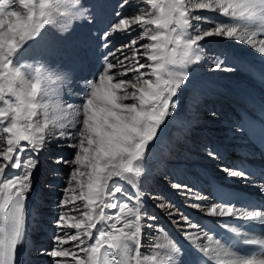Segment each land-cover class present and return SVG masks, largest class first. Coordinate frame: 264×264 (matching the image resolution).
<instances>
[{"label": "snow or ice", "instance_id": "6c2138e0", "mask_svg": "<svg viewBox=\"0 0 264 264\" xmlns=\"http://www.w3.org/2000/svg\"><path fill=\"white\" fill-rule=\"evenodd\" d=\"M14 4L23 11L11 10ZM146 4L155 14L138 8L103 32L102 46L110 49L105 54L108 62L98 79L87 85L82 103L74 106L62 103L59 89L51 86L59 75L22 70L25 66L14 65V57L45 26L57 21L67 26L77 19L79 0H0V264L16 262L17 247L24 240L32 172L56 129L59 142L76 151L71 161L57 160L73 166L61 201L72 207L59 215L54 247L46 253L53 264H63L55 258H71L72 264H160L159 253L141 252L142 228L151 227L141 223L143 193L130 194L122 182L134 183L142 175L148 145L176 107L173 98L188 79L185 69L198 58L199 42L213 36L233 39L264 54V0H146ZM194 10L226 20L212 21ZM117 32L137 35L112 49L110 36ZM258 35L262 38L257 40ZM141 40L147 42L137 47ZM215 67L221 65L217 62ZM130 72L131 78H123ZM225 171L255 183L243 169ZM259 187L264 192V184ZM106 209L115 211L106 215ZM209 214L255 222L264 229V210L235 211L217 205ZM145 219L154 217L145 213ZM181 220L196 228L182 214ZM186 239L191 242L188 248L173 242H150L148 247L165 250L164 264H264V238L237 233L235 244L255 246L249 255L237 254L235 244L226 247L207 233L203 239L208 243H198L200 235L191 231ZM66 244L71 246L63 247Z\"/></svg>", "mask_w": 264, "mask_h": 264}, {"label": "bare ground", "instance_id": "6f19581e", "mask_svg": "<svg viewBox=\"0 0 264 264\" xmlns=\"http://www.w3.org/2000/svg\"><path fill=\"white\" fill-rule=\"evenodd\" d=\"M21 7L18 4H14L11 10L23 11ZM77 7L79 9L77 19H73L67 26H64L59 21L45 26L41 30V35L25 43L14 57V65L25 66L22 70L34 72L39 69L42 73L48 72L59 75L61 79L51 86L59 89V99L62 103H70L74 106L82 103L87 85L89 82L98 79L99 75L104 71L105 64L108 62L105 60V54L110 49L102 46L103 40L101 37L103 32L120 17H130L137 13L138 8L142 12L147 11L155 14V10L146 4V0H143V2L142 0H127V3H124V0H79ZM194 11L197 15L208 17L212 21L226 20L221 15L210 11ZM203 26L210 27V24H204ZM136 35L137 32H132L131 34L117 32L110 36V48H119ZM260 38H262L260 35L256 37L257 40ZM144 42L147 41H138L137 47ZM199 43L202 47H199L198 58L185 69L188 72V79L181 89L178 90L177 96L173 98L177 101L176 107L172 110L171 115L166 118L164 124L161 125V131L158 132L156 139L148 145V150L142 161L143 173L140 176V183L138 180L130 184L122 182L130 194L143 193L141 223L142 225L147 223L151 227L142 228V255L159 253L156 259L159 262H163V264L165 250L148 247L150 242L152 244L167 243L168 239L163 235L167 231L164 232L163 229L157 227L158 223H161L162 226L166 225L169 235L179 246L182 239L187 240L186 232L189 231L200 235L201 240L198 243H208L203 239L205 231L200 225L201 220L221 217L209 214L210 209L217 206L209 196H196L197 200L194 197L195 201H189L191 199L186 194L185 188H172L174 185L171 187V185L168 186L167 184L165 188V185L161 183L166 179L158 177L163 174L162 172L168 171L172 174L171 177L174 180L189 182L195 185L196 188L201 187L204 191L206 173L210 174L212 171H205L206 167H204L205 164L202 162L207 157V152L202 149L204 144H196L198 146L196 148L199 151L193 149V145L196 142L193 141L190 129L193 128L194 131L199 133L203 128L206 130L203 133L204 135L209 136L212 134L213 141L211 142V139H209L208 142L212 146L211 151L215 148L213 156L216 155V150L219 147L228 153V159L237 156L236 151L238 149H243L248 157L251 158H257L258 155V152L249 143L241 127L238 107L246 105L256 108L260 101H264V54L258 53L250 45H246L243 42L222 37H209ZM105 50L107 51L104 52ZM141 62H144L143 59ZM217 62L221 65L219 69L215 67ZM141 71H147V69H141ZM133 75L134 73L130 72L123 78L128 79ZM239 86L244 93L249 92L252 95L248 94L249 97H247L240 91ZM43 87L48 88L49 85L45 83ZM216 101H219L216 104L218 107L223 106L230 127L222 128L217 125L220 120L209 121L207 117H203L210 109L209 103ZM125 102L131 103L132 101ZM186 120L188 123H186ZM224 124L227 125V123ZM59 131V129L54 130L53 138L50 142H47L46 148L37 156L39 163L32 172L31 190L27 194L25 201V234L24 240L19 245L17 264H23V262L39 264V262H42L41 258L47 254L44 251L35 249L40 244L37 241L41 236L38 233V229H42L45 232H47L46 230L50 231L52 235L50 240L53 242L51 245L52 249L58 229L57 224L51 230L49 227L47 229L46 226H41V223L48 222L53 218L58 220L59 215L63 211L72 207V205L65 207L61 204V201L65 198L66 191L62 192V195L59 194L58 197L60 199L57 204H43L38 188V185L41 184L39 181L43 173L48 174L49 172H51L52 180L60 183L64 181L66 189L69 187V174L73 166L66 163H57L59 156L57 157L56 155L61 154V149L73 151L72 153L76 150L68 147L65 143L59 142L61 139ZM217 131L221 132L216 133ZM231 154H235L234 157ZM45 155H47L46 158L44 157ZM61 157L63 158V156ZM48 158L50 163L55 164L54 169H51L48 164L43 162L44 159ZM218 159L220 158L217 157ZM66 160L71 161V156ZM178 166L179 168L176 169ZM215 174L223 182L230 183V185L253 188L257 193L264 195V192H261L259 187L262 183L256 180L255 183H245L240 177L236 180L228 174L220 175L219 172H215ZM63 177H66V179H63ZM0 179L3 178L0 177ZM249 180L251 181L252 179L249 178ZM163 198L173 201V205ZM76 203L79 204L81 202L76 201ZM161 203L164 204V207L160 206ZM48 205L49 207H47ZM45 208L47 209L44 210ZM234 210L240 211L239 209ZM113 211L115 210L106 209L105 214L107 215ZM190 211L193 213H190ZM169 212L174 214L169 215ZM185 212L191 214L188 219L192 224L196 225L195 229L190 228L188 224L181 220V214L184 216ZM145 213L147 217H154V219H145ZM147 213H150V215ZM194 213L197 214V219H193L192 214ZM68 222L71 223L72 221ZM97 227L99 228L100 225L98 224ZM64 231L71 234L75 230L64 229ZM60 234L62 235L63 233L61 232ZM93 235L95 236V230H93ZM261 237L263 238L264 235ZM213 241H215L214 238ZM70 246V244L63 245L65 248ZM81 255L83 254L81 253ZM49 259L52 262L51 264H53V258L50 257ZM55 259L62 261L63 264H72L71 258Z\"/></svg>", "mask_w": 264, "mask_h": 264}, {"label": "rangeland", "instance_id": "374dc122", "mask_svg": "<svg viewBox=\"0 0 264 264\" xmlns=\"http://www.w3.org/2000/svg\"><path fill=\"white\" fill-rule=\"evenodd\" d=\"M158 2H163V0H158ZM21 7V6H20ZM22 8V7H21ZM23 9V8H22ZM118 17V16H117ZM107 50H105L104 52H106ZM239 89H240V91H242L243 92V89L239 86ZM244 93V92H243ZM247 97H249L248 96V94L249 95H252L251 93H249V92H247V93H244ZM220 101V100H219ZM219 101H216V102H212L211 104L209 103V111H208V116H207V114H204L203 115V117H207L208 118V120L210 121V120H214V119H216L215 121H219L218 123H217V125L218 126H221L222 128L223 127H230V124L228 123V118L226 117V112H225V110L223 109V106L222 107H218L216 104L219 102ZM237 107H238V105H237ZM205 119V118H204ZM223 123H222V122ZM186 123H188L187 122V120H186ZM208 123V122H207ZM206 123V124H207ZM224 123H227V125H225ZM195 126V125H194ZM190 127V126H189ZM196 127V126H195ZM191 128V127H190ZM204 131H206V130H204L203 128L201 129V131L199 132V133H197L196 131H194L193 130V128H191L190 129V132H191V136L193 137V141L194 142H196L194 145H193V149L195 150V151H197L198 149V146L196 145L197 143H201V144H204V148H202L204 151H206L207 152V157L205 158V160L204 161H202V160H200V161H202L204 164H205V166L204 167H206V169H205V171H208V172H210V171H212V172H219V174L220 175H223V174H228L227 172L228 171H225V170H230L229 168H227V167H225V165L224 164H221L220 162H218V160L215 158V156H213V154L214 153H212L211 152V144H210V142H208V140L209 139H211V142L213 141V139H212V134H210L209 136L208 135H204L203 133H204ZM210 131V130H209ZM221 131H217L216 133H220ZM206 137H207V140H206ZM192 147V146H191ZM191 147H190V149H191ZM197 147V148H196ZM225 147V146H224ZM226 148V147H225ZM192 149V150H193ZM234 150H235V148H234ZM199 151V150H198ZM73 151H70V150H67V149H61L60 150V153L61 154H57L56 156L58 157V158H60V156H63V160H66L67 158H69L70 156H71V159L73 158V155H74V153H72ZM73 154V155H72ZM232 155V154H231ZM234 155L235 154H233L232 156L234 157ZM55 156V157H56ZM45 158L47 157V155H45L44 156ZM203 159V158H202ZM22 162H23V156H22ZM43 162L44 163H46V164H48L49 166H50V168L51 169H54V167H55V164L54 163H50V160H49V158L48 159H44L43 160ZM207 163V164H206ZM47 165V166H48ZM209 165V167H210V169H209V167H207ZM49 166L47 167V169L49 170ZM181 167V166H180ZM179 168V166L178 167H176V169H178ZM182 168V167H181ZM183 169V168H182ZM204 169V168H203ZM16 172H18L19 170H15ZM51 171V170H50ZM46 172V171H45ZM214 172V173H215ZM51 172H49L48 174H45V173H43V176H42V178H40V181L39 182H41V184L40 185H38V188H39V191H40V195L42 196L41 197V199H42V203L43 204H57L58 202H59V194H61L62 195V192H65V189H66V183L64 182V181H62L61 183L60 182H57V181H55V180H52V178H51V174H50ZM163 174L162 175H160V176H158L159 178H162V179H166L164 182H160L162 185L164 184L165 185V188H166V184L169 186V185H171V187H172V185H174L172 188H177L176 187V185H180L181 187L180 188H185L184 186H187V188H185L186 189V194L188 195V197H189V199H191V200H189V201H195V199L197 200V197L196 196H199V197H208V194L206 195H203V192L200 194V192H197L196 190H197V188H196V186L195 185H193V184H191V183H189V182H183V181H176V180H174L172 177H171V173L170 172H162ZM218 176V175H217ZM66 179V177H63V179ZM204 179V178H203ZM234 179H236V180H238L239 179V177H234ZM138 180V182L140 183V181H141V177H138L137 179H135V181H137ZM170 183H169V182ZM48 182V183H47ZM47 184L49 185L48 187H47ZM152 189H154L153 187H152ZM179 189V188H178ZM62 190V191H61ZM155 190L156 191H158L156 188H155ZM188 190H190L189 192H188ZM171 192V191H170ZM192 195V196H191ZM166 197V196H165ZM194 197H195V199H194ZM165 201H169L170 202V204H172L173 205V201H170V200H166L165 198H163ZM199 200V199H198ZM61 201V200H60ZM205 201V200H204ZM47 207H49V205L47 206ZM47 208H45L44 210H46ZM45 212V211H44ZM188 212V211H187ZM187 212H185L184 213V216H186V217H189L191 214H189V213H187ZM190 213H193L192 211H190ZM148 215H150V213H147ZM47 215H49L48 213H47ZM43 220V219H42ZM57 224V218H53V219H51L50 221H46V222H44V223H41V226L42 225H44V226H46V228L48 229V227L52 230L53 228H54V226ZM198 224H199V222H198ZM158 226L157 227H159L160 229H163V231L164 232H166L167 231V233H164L163 235H164V237H166V239H168L167 240V243L168 242H173V243H175V241H173V239L171 238V236L169 235V232H168V228L166 227V225H164V226H162L161 225V223H158L157 224ZM47 232H45V231H43L42 229H38V233L41 235L40 237H39V240H37V241H39V245L37 246V247H35V249L37 250V251H44L45 253H47V252H50L51 250H52V248H51V245H52V241L50 240V238H51V233H50V231H48V230H46ZM47 246H49V247H47ZM29 253V252H28ZM28 253H27V257H28ZM50 257H49V255H46L45 257H43V258H41L42 259V262H39V264H51L52 262L50 261V259H49ZM23 264H27L26 262H23ZM160 264H163V262H160Z\"/></svg>", "mask_w": 264, "mask_h": 264}]
</instances>
